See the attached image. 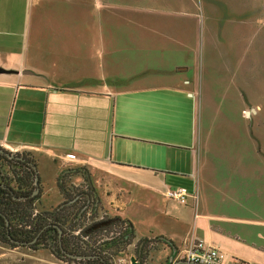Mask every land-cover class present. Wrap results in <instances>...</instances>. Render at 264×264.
<instances>
[{
    "label": "crops",
    "instance_id": "obj_1",
    "mask_svg": "<svg viewBox=\"0 0 264 264\" xmlns=\"http://www.w3.org/2000/svg\"><path fill=\"white\" fill-rule=\"evenodd\" d=\"M135 3L0 0V147L32 155L39 207L63 200L60 173L82 172L97 206L132 224L130 258L156 238L148 264H174L200 238L226 259L264 264V117L199 116L198 91L209 108L212 87L187 67L150 63ZM216 122L232 132L213 133ZM176 186L188 203L163 193Z\"/></svg>",
    "mask_w": 264,
    "mask_h": 264
},
{
    "label": "rangeland",
    "instance_id": "obj_2",
    "mask_svg": "<svg viewBox=\"0 0 264 264\" xmlns=\"http://www.w3.org/2000/svg\"><path fill=\"white\" fill-rule=\"evenodd\" d=\"M133 2L138 3L132 5L135 11L131 18H139L149 24L151 39L146 52L150 54V63L159 60L165 66L176 64L187 67L188 74L197 76L198 85H203L206 81L212 87L214 105L209 108L202 106V94L198 91L199 116L206 118L207 115L216 121L237 120L241 115L257 114L264 117V0ZM137 5H141L140 10L139 7H134ZM119 11L115 10L116 18L123 17ZM124 16L129 19V14ZM225 123H213V133L232 132ZM239 125L242 126V123ZM9 151L25 155L28 153L32 157L25 150ZM70 170L71 172L67 173L76 174L63 180L64 190L70 196L75 195L74 198L77 194L86 192L81 194V200H85L84 196L89 199L84 214L74 218L77 226L95 222L100 215L108 216L99 204L97 206L94 202L91 193L87 192L83 173L73 168ZM14 172L22 174V168L18 164L0 160L1 177L11 180ZM35 206L39 207L36 203ZM71 216L70 214L67 217L64 223L66 226L70 223ZM66 232L68 244L72 247L79 245V240L84 234H88L91 243L96 240H99V243L108 240L106 233L101 229L78 237L74 236L77 232ZM3 243L8 247L0 246V264H80L75 260H64V257L58 258L59 260L53 257L49 252L53 246L50 238L46 240L47 247L42 248V245L38 244L35 250L26 248L30 243L26 246L19 245L23 247ZM123 249H126V246ZM121 250L114 249L112 256ZM150 259L147 257V261Z\"/></svg>",
    "mask_w": 264,
    "mask_h": 264
},
{
    "label": "trees",
    "instance_id": "obj_3",
    "mask_svg": "<svg viewBox=\"0 0 264 264\" xmlns=\"http://www.w3.org/2000/svg\"><path fill=\"white\" fill-rule=\"evenodd\" d=\"M5 151L11 153L9 150L2 148L0 160L18 164L22 168V174L14 172L12 177H10L11 180L0 176V242L10 243L11 246H26L27 243H30L27 246L34 249L37 248L38 244H41L42 247H47L46 240L50 238L53 244L50 252L59 259L64 257V260H75L81 264H110L109 258L112 255V251L114 249H123L132 241V224L130 221L120 219L117 216L106 217V224L93 229L90 226L94 222L85 226H77L74 218L82 216L85 212L87 203H85V200H81V194L86 192L77 194L76 198H74L75 195L70 196L63 187L64 172L60 173L57 178V186L63 196V200L49 208H37L35 199L38 196V192L32 193L36 187L34 177L37 175L34 159L28 153L26 155L11 153L9 156L5 154ZM87 190L91 191V188L87 186ZM94 202L97 203L95 199ZM70 214L72 215L71 220L66 226L64 223ZM122 222H125V228L122 232L99 243L96 246L97 248H92L93 250H84L78 246L70 247L68 244L69 240L66 236V231L73 232L77 230V234H74V236L78 237L84 233L101 228H109L112 224ZM157 238L161 237L158 236ZM155 239L145 237L139 239L136 243L135 258L137 264H142L141 262L148 250V244ZM165 241L173 245L170 240L165 239ZM64 252L82 254L85 257H69Z\"/></svg>",
    "mask_w": 264,
    "mask_h": 264
},
{
    "label": "built area",
    "instance_id": "obj_4",
    "mask_svg": "<svg viewBox=\"0 0 264 264\" xmlns=\"http://www.w3.org/2000/svg\"><path fill=\"white\" fill-rule=\"evenodd\" d=\"M64 158L67 161L76 160V156L73 152H65ZM163 191H164L163 193L167 197L183 204L188 203L189 198L191 197L189 190L184 186L166 187ZM103 217L105 216H101V215L98 216L96 221L105 219L108 216H106L105 218ZM124 228H125V222H122L119 224H112L109 228H101V230H103L104 233H106L107 239H110L118 235L120 232H122ZM74 232H77V230H75ZM96 244H99V240H96L95 242L91 243L88 234H84L81 236L79 240L78 247L84 250H93L92 248L96 247L97 246ZM152 244L153 241H150L147 247L148 250L146 252V255L143 261L141 262L142 264H148L147 257H148L149 249L151 248ZM178 258L184 260L186 264H253L248 260L236 256H232L230 259H226L224 253L219 248L205 242L203 239L200 238H191L187 242L185 247L181 249ZM109 261L110 264H121L124 262L130 264L131 258L127 254L125 249H122L117 253V255L115 256L111 255Z\"/></svg>",
    "mask_w": 264,
    "mask_h": 264
},
{
    "label": "water",
    "instance_id": "obj_5",
    "mask_svg": "<svg viewBox=\"0 0 264 264\" xmlns=\"http://www.w3.org/2000/svg\"><path fill=\"white\" fill-rule=\"evenodd\" d=\"M0 151H2V148L0 147ZM5 154H7V155H11V153H9V152H6L5 151ZM34 184L36 185V187L34 188V190L32 191V193L34 194V193H36L37 192V190H38V183H37V175L34 177ZM106 222H107V220L106 219H104V220H99V221H96V222H94L91 226H90V228L91 229H93V228H96V227H99V226H101V225H104V224H106ZM58 232H60V230H58ZM67 256H69V257H74V258H83V257H85V255H82V254H71V253H68V252H64ZM139 253H140V250H139ZM175 254V249L173 250V253H172V255L170 256V258H169V260H172V258H173V255ZM87 257V256H86ZM131 262H132V264H137V260H136V258L133 256L132 258H131ZM184 263H186L184 260H182V259H177V260H175V262H174V264H184Z\"/></svg>",
    "mask_w": 264,
    "mask_h": 264
},
{
    "label": "flooded vegetation",
    "instance_id": "obj_6",
    "mask_svg": "<svg viewBox=\"0 0 264 264\" xmlns=\"http://www.w3.org/2000/svg\"><path fill=\"white\" fill-rule=\"evenodd\" d=\"M87 192L91 193V195L93 196V199H94V195H93L92 191L87 190ZM84 199H85L86 203H88V201H89L88 197L87 196H84Z\"/></svg>",
    "mask_w": 264,
    "mask_h": 264
}]
</instances>
